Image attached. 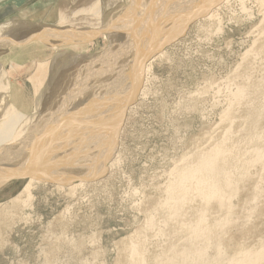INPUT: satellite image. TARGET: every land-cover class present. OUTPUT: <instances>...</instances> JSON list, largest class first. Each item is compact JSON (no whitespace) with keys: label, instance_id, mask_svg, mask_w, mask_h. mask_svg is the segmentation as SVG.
<instances>
[{"label":"rangeland","instance_id":"obj_1","mask_svg":"<svg viewBox=\"0 0 264 264\" xmlns=\"http://www.w3.org/2000/svg\"><path fill=\"white\" fill-rule=\"evenodd\" d=\"M77 1L0 0L2 26L27 22L57 27L60 9L83 3ZM125 3L123 8L130 7ZM161 21L153 33L178 23ZM197 22L162 50L165 57L147 62L143 97L126 113L114 165L107 164L100 179L62 191L55 183L38 185L33 208L24 214L22 204L17 208L9 202L27 180L4 191L0 187V264H185L198 256L207 264H264V0H230L216 20ZM105 43L100 35L78 52L100 58L111 48ZM51 56L40 54L37 60ZM131 58H122L121 67H131ZM121 67L94 90L73 78L64 84L67 98L59 99V92V100L48 107L92 113L90 103H102L103 94L116 88ZM98 69L88 75L105 74ZM28 78L14 76L18 106L26 112L34 108ZM76 88L80 97L70 94ZM104 141H85L86 168L94 156L104 155ZM208 158L222 161L228 174L221 200L207 197L210 184L183 178Z\"/></svg>","mask_w":264,"mask_h":264},{"label":"bare ground","instance_id":"obj_2","mask_svg":"<svg viewBox=\"0 0 264 264\" xmlns=\"http://www.w3.org/2000/svg\"><path fill=\"white\" fill-rule=\"evenodd\" d=\"M82 1L83 3L78 7L70 8L71 5L67 9H60L63 13L59 17L57 27L34 25L27 22H9L0 27V187H3L2 191H4L18 180L27 178L21 192L9 202L17 208L22 204L20 211L22 214L26 209L31 210L33 208V191L39 187L38 185L45 186L49 183H55L57 190L62 191L66 187H82L84 186L82 183L86 182V177L88 179L96 176V174L91 173V170L101 164V160L106 157L107 150L111 147L106 143V138H103L105 147L101 150L104 155L99 153L100 155L94 156L93 161H89L87 168L85 164L89 158L80 155V153H78L80 156H77V153L74 154V150L71 152L73 155L70 156L69 161L64 166L60 165L63 163L60 156L54 154L48 157L49 155H46L53 152L54 149L56 150L57 147L59 148L62 139L64 140L63 143H68L71 139L70 143L75 144V150L81 151L82 144L86 141V135L91 130L95 131L94 133L103 132L108 127L106 122H98L96 119L112 111L108 105L119 100L118 93L120 91L124 93L127 90L134 75L142 74L143 85L141 84L137 98L143 97L145 92L143 88L145 85L144 76L150 70V63L147 64L148 61L146 64L143 62L149 54H153L150 59L155 56L157 59L165 57L166 54L162 50L167 47L166 45L169 46L182 36L191 21L195 19L198 21V25L209 24V22L216 20L218 11L230 3V0H128L130 7L125 9L122 5L126 4L127 0ZM218 4L220 6L213 10ZM114 13H122V17L120 19H117L116 16L113 18ZM110 17H112L111 23L105 24ZM168 18L177 19L178 23L174 22L175 26L169 24L170 29L163 30L161 34L159 31L153 33V30L157 28L156 25L162 23L161 20L163 19L165 22V19ZM118 21L124 22L117 24ZM171 25L173 26L171 27ZM100 35L108 45H111L110 50L104 52L103 57L94 59L93 53L78 52V50L84 51L88 47L87 43L97 39ZM164 42L168 44L163 46ZM13 46L15 50H10L9 48ZM62 47L68 48L63 52ZM9 51L11 53L7 54ZM40 54H50V56L55 54V56L46 58L41 62L37 60V56ZM129 55L132 57L131 67L127 69V63L121 67L120 61L122 58L126 61ZM55 59L58 61H54ZM8 60H12L9 70L6 66ZM27 61L30 63L29 67L23 64ZM116 67H121L119 75L117 74L120 78H115L116 80L113 82V86L116 88L103 94V99L100 98L102 103H97L96 99L90 103L89 106L95 110L91 115L89 113L84 116L88 109L82 112L83 109L73 108V110L69 111L68 109L60 113L57 110L52 111L51 107H48L50 102L52 103L55 99L58 101L63 97L67 98L65 94L68 91L64 84L73 78L78 81L81 79L85 82L86 88L90 85L93 88H89L94 90L96 85L101 86L104 77L110 76L113 70L118 69ZM98 68H102L101 71L105 70V74L88 75V72ZM116 71L118 72V70ZM128 71L130 77L127 76ZM16 74L28 75L29 77L28 82L34 96V108L30 112H26L21 105L18 106V95L14 82ZM108 83L105 84L109 86L111 82ZM77 88L70 94L79 96ZM81 88L86 89L84 85ZM117 88L121 90L117 91ZM87 90L89 89L87 88ZM99 91L101 93L102 89ZM59 92L62 93L61 97L58 95ZM87 122H90V125H86ZM80 133L83 134L77 141L78 136L76 135L79 134L80 136ZM88 139L94 140L90 134ZM115 152L112 157L115 156ZM112 157L107 163L111 167L115 162H111ZM33 159H37V162L33 163ZM9 162L11 165H8ZM220 164L222 161L218 158L204 159L196 171L188 172L187 176L183 178L198 179L197 184L204 187L210 184L207 197L221 200V188L230 181L227 177L228 174L224 172ZM194 174H198V176L195 177ZM200 177L201 179H199ZM213 177L215 178L214 181L208 183L209 179ZM77 179L81 184L73 185L72 183L77 182L74 181ZM258 260H260L259 257L256 261ZM214 262L217 264L218 261L215 260ZM184 263L207 264L202 260V256H198L193 262L185 260Z\"/></svg>","mask_w":264,"mask_h":264},{"label":"water","instance_id":"obj_3","mask_svg":"<svg viewBox=\"0 0 264 264\" xmlns=\"http://www.w3.org/2000/svg\"><path fill=\"white\" fill-rule=\"evenodd\" d=\"M193 21H195V19ZM193 21H191V22H193ZM166 44H168V43H166ZM166 44L164 42L163 46H165ZM166 46H168V45H166ZM151 56H153L152 53L148 55V57L145 59V62H143V63L146 64V62L150 60ZM141 75L142 74H140L138 76L134 75L132 80L129 82L127 90L124 93H122L121 91L118 93L119 94L118 95L119 100L115 101L114 103H110V105H108L109 109L112 110L110 113L106 114L105 116L102 115L101 117H98L96 119V121H98V122H102V121H103V123L106 122L105 124H107L108 127L105 129V131L103 130V132L99 131V132L94 133L95 131L91 130V132L88 133L87 139L89 138V134H90L91 138L94 140H98L99 138H106V141H107L106 143H108L109 146H111V147L107 150L106 157L103 158V160H101L102 161L101 164L99 166H97L96 168L91 170V173L96 174V176L89 177L88 179H86L87 178L86 177L85 178L86 182L98 180L104 175V173L106 171V165L109 162L110 158L112 157L113 153L115 152L116 144H117V136H118L119 130L121 128L122 122L125 118L126 111L128 110L129 107L134 105V103L136 102L137 95L139 93V89H140L141 84H142ZM89 115H91V113ZM107 117H109V118L107 119V121H105ZM89 123L90 122H87L86 125ZM83 133H80V136H79V134L76 135V136H78L76 139L77 141L80 140ZM70 141H72V140L70 139L68 143H63L64 140L62 139L61 140L62 146L60 145L59 148L57 147L56 150L54 149L53 152L48 153L46 156L49 155L48 157H51L54 154L60 156V158L63 159V163H60V165L64 166V164H66L69 161L70 156L73 155V154H71L72 150H74V154L77 153V156L79 155L78 153H80V155L81 154L83 155L84 154L83 150L85 148V142L82 144L81 151H79V150L76 151L75 150V144L70 143ZM82 160H84V159L82 158ZM36 162H37V159L36 160L33 159V163H36ZM8 165H11V163L9 162ZM25 179H27V178L25 177ZM78 180L79 179L74 180V181H78Z\"/></svg>","mask_w":264,"mask_h":264},{"label":"crops","instance_id":"obj_4","mask_svg":"<svg viewBox=\"0 0 264 264\" xmlns=\"http://www.w3.org/2000/svg\"><path fill=\"white\" fill-rule=\"evenodd\" d=\"M23 9V8H22ZM21 9V10H22ZM2 10V7H1V9H0V11ZM20 9H19V11H21ZM1 13H2V11H1ZM7 17V16H6ZM0 27H2V14H0Z\"/></svg>","mask_w":264,"mask_h":264}]
</instances>
